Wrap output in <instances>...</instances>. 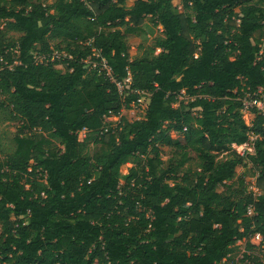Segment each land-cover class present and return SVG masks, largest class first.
Returning a JSON list of instances; mask_svg holds the SVG:
<instances>
[{"label": "trees", "instance_id": "16d2710c", "mask_svg": "<svg viewBox=\"0 0 264 264\" xmlns=\"http://www.w3.org/2000/svg\"><path fill=\"white\" fill-rule=\"evenodd\" d=\"M179 1L0 0V122L20 121L0 162V264H264L263 117L247 125L238 98L264 94V0ZM147 34L130 57L128 35ZM101 57L114 81L82 61Z\"/></svg>", "mask_w": 264, "mask_h": 264}, {"label": "rangeland", "instance_id": "374dc122", "mask_svg": "<svg viewBox=\"0 0 264 264\" xmlns=\"http://www.w3.org/2000/svg\"><path fill=\"white\" fill-rule=\"evenodd\" d=\"M133 0H129V3L132 2ZM172 4L177 6L179 10H181V6H180V1L179 0H172ZM145 23H147L146 25H148L149 27H151V22L149 21L148 18H145ZM3 26V22L0 21V27ZM154 33L157 34L160 31V27H155L153 28ZM10 37H15L16 34L15 33H9ZM148 39L147 41H145L144 43H142L141 45V38L139 36H135V35H128L127 37V43H128V52H129V56L130 57H134L137 55H140V53L143 50H147L149 47L152 46V34H147ZM159 51V49H155V53H157ZM39 53V48L38 46H36L35 50H34V54ZM59 66V65H58ZM182 101L186 102L189 100V97L187 96V94L183 93L182 94ZM146 103V101H145ZM124 115L132 120L135 118V114H133L131 111H125ZM245 119V117H243ZM248 119L250 120L249 116ZM20 121H3L0 122V162H2L3 160H5V157H7L9 154H11L14 149H15V141H14V137L16 135V132L18 130ZM38 135L37 137H44V133L43 132H39V130H36ZM79 138L81 139L83 137V132H79ZM171 136L173 137V139H175L177 137V134L172 133ZM91 147V152L94 149L93 145H90ZM162 149V156L164 161L168 159V157L171 155V149L168 146H161ZM191 156L194 157V153H191ZM132 163L127 162L123 165H121L120 167V174L121 175H125L128 172L129 167H131ZM235 173L236 175H244L246 178V183L247 185L250 184V182L253 181L254 176L251 175L252 174V168L250 164H247L246 166H235ZM251 242L255 243V245H259V239L260 236L258 237L257 234L253 233L251 235ZM259 243V244H258ZM245 248V244H244V240H239L235 242V248L234 251L232 253V257L233 258H240L242 252L244 251Z\"/></svg>", "mask_w": 264, "mask_h": 264}, {"label": "built area", "instance_id": "2783aa9c", "mask_svg": "<svg viewBox=\"0 0 264 264\" xmlns=\"http://www.w3.org/2000/svg\"><path fill=\"white\" fill-rule=\"evenodd\" d=\"M99 53H96V56H98ZM55 57H58L59 55H57V53H54ZM35 59H40L42 58V56L38 53L34 54ZM83 63L86 65H91V66H97L100 69H98V71H103L104 74L110 78V80L114 81V79L112 78L111 75V68L108 65V63L106 62V60L101 57L100 61L98 63H90L89 59H83L82 60ZM115 84L118 88V91L121 93L124 89H128L129 88V84H130V72L127 69V76L124 78L123 82H119V81H115ZM133 92H135L136 94H138V98H137V104L138 107L140 109H143L144 107H146V105L148 104V100H149V93L146 91H142V90H131ZM184 93V90H181L179 93V98H182V94ZM239 100L241 101V111L243 114V117H245V123L247 125H249V119L248 116L251 112V110L255 109L262 117H263V128H264V94H263V89L261 87H258L256 90L250 91H244L243 94L238 97ZM146 101V103H145ZM125 111H131L133 114H135V118H139V113H137L135 110L133 109H123L121 111V114L124 115ZM134 118V119H135ZM105 122H109V121H117L118 120V116L113 115L112 113L108 112V114L104 117ZM106 129V128H105ZM258 137L257 134H254L253 132H250L248 135V140L245 143L242 144H232V148L241 156H245L248 154H253L254 153V141L255 139ZM80 139V138H79ZM89 182V181H88ZM122 181H120L121 183ZM252 188V186H250ZM255 192L257 191L256 188H252ZM41 195H43V192L41 193ZM247 213L251 214L252 213V209L250 206L247 207ZM256 234V233H255ZM257 236L259 237L260 235L257 234ZM261 240V236L259 239V242ZM251 241V238H250ZM255 244V243H254ZM259 244V243H258Z\"/></svg>", "mask_w": 264, "mask_h": 264}, {"label": "crops", "instance_id": "0c3cea01", "mask_svg": "<svg viewBox=\"0 0 264 264\" xmlns=\"http://www.w3.org/2000/svg\"><path fill=\"white\" fill-rule=\"evenodd\" d=\"M81 132H83V131H81ZM172 133L177 134V137H178V135H179V134H178L177 132H175V131H170V133H169L170 136H171ZM83 135H84V132H83ZM177 137H176V138H177ZM171 138H173V137L171 136ZM176 138H175V139H176Z\"/></svg>", "mask_w": 264, "mask_h": 264}]
</instances>
